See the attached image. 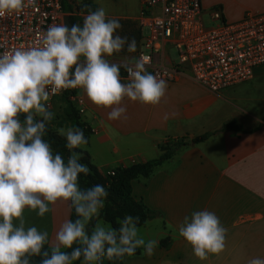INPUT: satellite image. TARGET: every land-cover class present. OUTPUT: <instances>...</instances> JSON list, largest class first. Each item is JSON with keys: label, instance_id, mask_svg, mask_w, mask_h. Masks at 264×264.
<instances>
[{"label": "clouds", "instance_id": "9594fccd", "mask_svg": "<svg viewBox=\"0 0 264 264\" xmlns=\"http://www.w3.org/2000/svg\"><path fill=\"white\" fill-rule=\"evenodd\" d=\"M35 5L36 0H0V17L19 16ZM121 29L120 21L101 7L89 11L82 25H49L39 46L0 45V264H32L33 257H41L39 264H102L104 258L132 257L140 248L152 255L158 246L157 240L139 235L138 216L125 215L118 230L97 221L89 233L88 225L100 216L109 193L100 184L80 187V176L90 169L75 149L88 140L79 128L59 129L70 153L65 159L44 138L54 119L48 102L64 90L82 89L94 105L110 109L113 121L127 118L125 98L150 106L162 102L167 81L147 69L146 57L110 63L121 52H137L136 39L121 36ZM20 114H26L23 122ZM61 201L70 204L76 219H65L51 240L47 231L25 227L26 209L44 217ZM179 234L200 260L226 250L227 228L214 212L185 216ZM248 264H264V257Z\"/></svg>", "mask_w": 264, "mask_h": 264}, {"label": "crops", "instance_id": "0c3cea01", "mask_svg": "<svg viewBox=\"0 0 264 264\" xmlns=\"http://www.w3.org/2000/svg\"><path fill=\"white\" fill-rule=\"evenodd\" d=\"M64 1L80 25L89 11L103 7L109 18L120 21L121 36L136 39L137 52L132 54L139 53L145 36L142 0ZM201 4L207 12L220 10L230 23L239 22L248 13H264V0H201ZM123 58L117 57L116 63H122ZM262 78L264 67L252 81L215 94L198 85L186 71L175 83H167L166 96L157 106L125 98L127 118L119 121L109 120L110 109L94 105L77 88L75 106L94 132L79 150L88 153L92 165L105 175L113 169L156 160L167 143L191 144L232 120L253 131L263 124L264 94L255 87ZM69 127L73 128L67 122L56 127V132ZM132 194L160 215L138 228L143 239L157 240L158 246L152 255L140 248L141 255L127 257L124 264H248L253 257H264V124L252 134L218 133L203 143L182 147L151 178L134 182ZM50 207L52 211L44 217L26 209L24 220L25 227L47 231L51 240L60 224L71 219L72 208L63 201ZM201 210L214 212L227 228L226 250L209 255L207 260L195 257L191 245L179 234L184 217Z\"/></svg>", "mask_w": 264, "mask_h": 264}, {"label": "built area", "instance_id": "2783aa9c", "mask_svg": "<svg viewBox=\"0 0 264 264\" xmlns=\"http://www.w3.org/2000/svg\"><path fill=\"white\" fill-rule=\"evenodd\" d=\"M142 4L141 28L148 34L136 58L146 57L147 69L167 83H175L189 71L198 85L217 94L252 81L264 66V13H248L230 23L223 12L213 10L208 14L213 25L208 27L202 21L201 0H142ZM66 16L64 0H36L19 16L0 17V45L8 49L39 46L48 26L65 23ZM170 50L176 51V60ZM115 174V170L106 173Z\"/></svg>", "mask_w": 264, "mask_h": 264}, {"label": "trees", "instance_id": "16d2710c", "mask_svg": "<svg viewBox=\"0 0 264 264\" xmlns=\"http://www.w3.org/2000/svg\"><path fill=\"white\" fill-rule=\"evenodd\" d=\"M64 11L69 14L71 23L77 24L78 18L74 16V12L66 7V1H64ZM125 75V69H124ZM77 97L76 89H68L63 94V99L66 104V117L68 121L72 124L73 128H79L83 130L85 137L88 140L91 139L94 132L92 128L85 123L79 111L77 110L75 103L72 99ZM21 119L24 120L25 117L21 116ZM262 123L264 124V117L262 119ZM263 124H261L257 129L253 131L246 130L243 125L237 121L232 120L230 122L225 123L220 130L215 132L214 134H207L200 138H197L191 142L193 145H197L205 142L212 135L218 133H227V132H236L241 134H252L258 132L262 129ZM57 123L53 119L47 125V134L44 137L47 142L51 145L53 152L55 154L62 155L65 159L70 155L69 150L65 147L66 139L60 136L56 132ZM87 143V144H88ZM191 144H187L183 141L171 146V147H161V155L156 160L149 161L144 164H135L125 168H119L115 170V176H107L102 175L98 169L92 165L90 157L88 153L82 152L79 149H75L76 152L81 153V163L86 164L90 173L87 176L81 175L79 178V184L81 188H88L93 185H104L107 188L109 193L107 197V201L105 204V208L101 210L100 216L90 222L88 225V231L91 232L92 228L95 227V224L99 220H103L105 223H108L112 226L113 229H119V221L123 219L125 215H132L139 217L138 228L144 227L149 221H152L159 217L160 215L152 210H150L143 201H137L133 197V183L142 179H149L153 176L156 169L161 167L164 163L170 161L173 157V152L177 151L182 147H188ZM174 147V148H173ZM71 219L75 220L76 215L74 210L72 209ZM45 250H49L46 246ZM70 251V250H67ZM141 255V249H137L136 254L134 256ZM127 257H124L120 260H109L104 258L102 264H124V260ZM41 257H33L32 264H39ZM79 264V262H77Z\"/></svg>", "mask_w": 264, "mask_h": 264}, {"label": "rangeland", "instance_id": "374dc122", "mask_svg": "<svg viewBox=\"0 0 264 264\" xmlns=\"http://www.w3.org/2000/svg\"><path fill=\"white\" fill-rule=\"evenodd\" d=\"M67 1L71 3L73 0H67ZM212 11H209V12L205 11V13H204V15L202 17L203 23L206 26H208V27H210V26L213 25L212 22H210L209 15H208ZM67 16L69 17V15H67ZM145 34H148V31L147 30H145ZM170 54H171V57H172L173 60H176L177 59V53H176V51L170 50ZM125 56H129L130 58H132V57H136L137 54L127 53L126 51H124L121 54H118L116 56L111 57V60L112 61H110V63H116V58L117 57H125ZM120 71H121V77L125 79V77H124V68L121 67ZM255 87L257 88V91H258V93L260 95L264 94V78L259 79L256 82ZM251 89H253V88H251ZM72 100L75 103V99H72ZM48 103L50 105V110L54 114V120L56 121V123L58 125V126H56L57 128H60L61 126H64L67 122H69L68 119H67V117H66V114H65V112H66V104H65L64 99H63V94L50 98V101ZM22 116L23 117H26V114H22ZM21 122H23V120H21ZM180 149H178V150H180ZM176 152L177 151H174L173 152V156L176 154ZM113 170H117V169H113ZM138 181H140V180H138ZM135 182H137V181H135ZM102 224L104 226H106V227H110L109 225H106L105 223H102Z\"/></svg>", "mask_w": 264, "mask_h": 264}, {"label": "water", "instance_id": "95a60500", "mask_svg": "<svg viewBox=\"0 0 264 264\" xmlns=\"http://www.w3.org/2000/svg\"><path fill=\"white\" fill-rule=\"evenodd\" d=\"M64 22L69 28H71L73 26V24L70 21V17H68V16L65 17Z\"/></svg>", "mask_w": 264, "mask_h": 264}]
</instances>
